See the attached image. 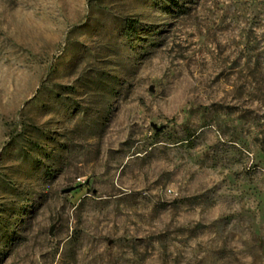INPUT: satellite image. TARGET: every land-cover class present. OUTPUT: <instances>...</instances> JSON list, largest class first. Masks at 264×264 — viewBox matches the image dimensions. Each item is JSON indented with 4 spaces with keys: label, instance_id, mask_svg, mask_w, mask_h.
Masks as SVG:
<instances>
[{
    "label": "rangeland",
    "instance_id": "374dc122",
    "mask_svg": "<svg viewBox=\"0 0 264 264\" xmlns=\"http://www.w3.org/2000/svg\"><path fill=\"white\" fill-rule=\"evenodd\" d=\"M0 264H264V0H0Z\"/></svg>",
    "mask_w": 264,
    "mask_h": 264
}]
</instances>
